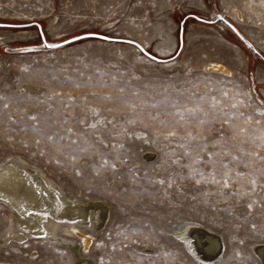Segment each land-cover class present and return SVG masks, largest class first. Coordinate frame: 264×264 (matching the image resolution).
Instances as JSON below:
<instances>
[{
  "label": "rangeland",
  "instance_id": "374dc122",
  "mask_svg": "<svg viewBox=\"0 0 264 264\" xmlns=\"http://www.w3.org/2000/svg\"><path fill=\"white\" fill-rule=\"evenodd\" d=\"M87 34L128 42L43 48ZM11 159L106 222L18 242L0 200V264H264V0H0Z\"/></svg>",
  "mask_w": 264,
  "mask_h": 264
},
{
  "label": "bare ground",
  "instance_id": "6f19581e",
  "mask_svg": "<svg viewBox=\"0 0 264 264\" xmlns=\"http://www.w3.org/2000/svg\"><path fill=\"white\" fill-rule=\"evenodd\" d=\"M0 200L5 201L15 212V224L19 230L11 236L16 241L24 240L27 235L51 237L50 229L61 222L97 228L106 222L100 215L101 210L99 212L102 204L77 200L68 190L54 184L36 168L14 159L7 161L0 169ZM193 235L196 243L192 245L196 253L205 257L204 254L214 255L217 252L219 242L202 236L198 231L193 232ZM71 248L76 249L73 246Z\"/></svg>",
  "mask_w": 264,
  "mask_h": 264
},
{
  "label": "water",
  "instance_id": "95a60500",
  "mask_svg": "<svg viewBox=\"0 0 264 264\" xmlns=\"http://www.w3.org/2000/svg\"><path fill=\"white\" fill-rule=\"evenodd\" d=\"M218 18L223 21L225 24H227L230 28H232V26H230L227 22L224 21V19L219 15ZM6 26H12V25H6ZM91 37H96V38H101V39H106V40H111V41H122V42H128L126 40H120V39H111V38H108V37H105V36H101V35H96V34H87V35H82V36H79V37H76V38H73L71 40H67V41H64L62 43H55V44H52V43H47L46 41H44V44H43V48H47V49H55V48H58V47H62V46H65L67 44H70V43H73V42H76V41H80V40H83V39H86V38H91ZM144 50V49H142ZM147 55H149L150 57L158 60V61H162L161 59H158L156 57H153L152 55L148 54L147 52H145ZM220 250V247L218 248L217 252H215L214 255H207V254H204L206 258L208 259H211L213 257H215L216 255H218V252Z\"/></svg>",
  "mask_w": 264,
  "mask_h": 264
}]
</instances>
